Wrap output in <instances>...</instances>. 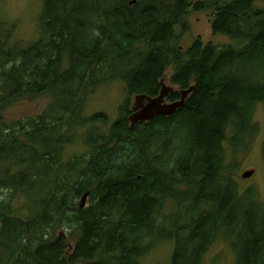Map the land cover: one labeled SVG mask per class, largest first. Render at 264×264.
Here are the masks:
<instances>
[{
  "label": "trees",
  "instance_id": "trees-1",
  "mask_svg": "<svg viewBox=\"0 0 264 264\" xmlns=\"http://www.w3.org/2000/svg\"><path fill=\"white\" fill-rule=\"evenodd\" d=\"M131 1L45 0L41 38L25 49L0 21V264H141L164 239H174L173 264H201L225 212L239 231L237 264H264V203L239 192L226 149H248L259 130L264 0ZM192 11L232 41L179 45ZM170 68L172 84L194 86L184 105L132 126V96L158 95ZM114 78L128 94L117 119L86 114ZM41 96L52 100L42 114L6 119ZM80 138L87 151L65 157ZM167 200L187 224L180 214L175 228L162 223Z\"/></svg>",
  "mask_w": 264,
  "mask_h": 264
},
{
  "label": "rangeland",
  "instance_id": "rangeland-1",
  "mask_svg": "<svg viewBox=\"0 0 264 264\" xmlns=\"http://www.w3.org/2000/svg\"><path fill=\"white\" fill-rule=\"evenodd\" d=\"M44 7L45 0H0V21L15 26L14 40L17 49H25L41 38ZM188 25L189 29L180 35L179 45L185 48L189 47L197 38H200L204 43L213 42L219 45L229 44L232 41L228 36L213 32L211 18L205 11H192L188 18ZM172 74V68L165 73L166 86L171 83ZM127 95L126 86L122 80L114 78L106 81L100 84L88 99L85 113L88 115L105 113L109 122L113 123L117 119L119 107L126 100ZM51 101L49 96L19 101L6 110V119L10 121L28 116H38L48 108ZM135 104L136 95H133L131 98L132 109ZM254 120L258 123L259 130L248 146L249 148L246 149L239 145L235 152L234 148L228 145L226 149L229 159H231L232 153L236 157L233 178L238 185L239 192L244 193L243 195L247 193L249 196H256L255 199L258 202L264 203V103L257 105ZM86 151L87 145L81 138L64 147L65 157L83 154ZM248 170H254V173L251 177L244 178L243 174ZM6 194L7 192H0V198ZM89 200H86L85 207L88 206ZM174 201L167 200L160 215L162 223L168 228L176 214L182 216L184 225L189 222V218L183 210L184 206L177 205ZM21 202L22 200L17 202V206ZM79 202H82V199H79ZM248 210L253 212L254 208L249 207ZM228 217V212H225L223 219H226L227 222H224L219 232L220 235L208 247L205 260L201 264H237L238 256L235 243H239V231L235 229L236 219L232 220ZM176 225L175 220L171 222L172 228H175ZM63 230L58 228L55 235H63ZM174 250V239L161 240L152 244L149 251L141 258V264H173Z\"/></svg>",
  "mask_w": 264,
  "mask_h": 264
},
{
  "label": "water",
  "instance_id": "water-1",
  "mask_svg": "<svg viewBox=\"0 0 264 264\" xmlns=\"http://www.w3.org/2000/svg\"><path fill=\"white\" fill-rule=\"evenodd\" d=\"M135 3L136 0H132ZM168 87L163 85L160 93L156 96H150L146 94L136 95V104L133 107V112L129 116L131 125L134 126L140 121H149L156 116H170L174 114L179 108H181L187 95L193 90V88L188 89L183 92L182 99L172 103H166V97L168 95ZM254 170H248L243 174L244 178L251 177ZM87 200V195L82 198V207L85 206Z\"/></svg>",
  "mask_w": 264,
  "mask_h": 264
},
{
  "label": "flooded vegetation",
  "instance_id": "flooded-vegetation-1",
  "mask_svg": "<svg viewBox=\"0 0 264 264\" xmlns=\"http://www.w3.org/2000/svg\"><path fill=\"white\" fill-rule=\"evenodd\" d=\"M137 1V0H136ZM164 79V78H163ZM161 80V82H162V87H163V85H167L166 84V79H164V80ZM171 82V81H170ZM168 88V95H167V97H166V103H172V102H176V101H179V100H181L182 99V96H183V92L184 91H187L188 89H190V88H193L194 86H190L189 88H187V89H183V88H181V87H179L178 85H174V84H172V83H170L168 86H167ZM178 88V89H177ZM162 89V88H161ZM194 89V88H193ZM161 91V90H160ZM193 91V90H192ZM178 92H180V94H181V96H180V98L177 100V99H172V95H174V94H176V93H178ZM160 93V92H159ZM191 93V92H190ZM189 93V94H190ZM189 94L187 95V96H189ZM187 98V97H186Z\"/></svg>",
  "mask_w": 264,
  "mask_h": 264
}]
</instances>
